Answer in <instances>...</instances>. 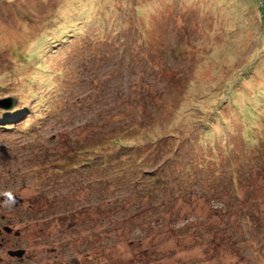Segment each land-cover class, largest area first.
Returning a JSON list of instances; mask_svg holds the SVG:
<instances>
[{
    "label": "rangeland",
    "instance_id": "374dc122",
    "mask_svg": "<svg viewBox=\"0 0 264 264\" xmlns=\"http://www.w3.org/2000/svg\"><path fill=\"white\" fill-rule=\"evenodd\" d=\"M262 1L0 0V264H264Z\"/></svg>",
    "mask_w": 264,
    "mask_h": 264
},
{
    "label": "trees",
    "instance_id": "16d2710c",
    "mask_svg": "<svg viewBox=\"0 0 264 264\" xmlns=\"http://www.w3.org/2000/svg\"><path fill=\"white\" fill-rule=\"evenodd\" d=\"M264 1V0H263ZM263 1L261 2V3H263ZM4 128L5 129H9V125H5L4 126ZM120 138H121V136H120ZM120 138H117V136H116V138H114L113 140V145H115L116 144V146L115 147H124V145H125V142L124 143H121V139ZM113 149H114V147H113ZM116 151H118V149L117 150H115L114 149V152L116 153ZM113 152V153H114ZM164 154V152L163 153H157V156L159 157V158H162V155ZM164 160H163V164H165V166H164V171H165V177L163 176V174H162V170H161V168H160V166L159 167H155L153 170H151V172H147L149 175L151 174V175H153V180L152 181H154V184H152V182L151 183H148V182H146V184H147V186H148V188H151L152 190H157L158 189V191H157V194L159 193V192H163V190H168L169 189V187H168V181H167V176H168V169H170L169 168V166H168V164H169V157L168 158H163ZM102 168L104 169V170H107L106 168H105V165H103L102 166ZM115 176V174L113 175V176H111V177H114ZM156 193V192H155ZM157 194H155V196L157 195ZM154 196V195H153ZM69 198H70V196H69ZM52 199V203L54 204L53 205V209L55 210L56 209V207H58V205L60 206V202L56 199V198H51ZM68 200H66V202H67ZM63 202V201H62ZM70 205H68L67 207H69ZM61 207V206H60ZM66 207V208H67ZM65 208V209H66ZM43 209V207L42 208H40V207H38L37 209H35V211L33 212V213H37V216L38 217H41V216H39V215H46L47 213H45L44 212V210H42ZM63 208L61 207V209L59 208V209H57L56 210V212H60V214L62 213L61 211H63L62 210ZM37 217V218H38ZM64 217V216H63Z\"/></svg>",
    "mask_w": 264,
    "mask_h": 264
},
{
    "label": "water",
    "instance_id": "95a60500",
    "mask_svg": "<svg viewBox=\"0 0 264 264\" xmlns=\"http://www.w3.org/2000/svg\"><path fill=\"white\" fill-rule=\"evenodd\" d=\"M7 101L3 100V101H0V108L2 109H9L11 108V104L7 105L6 104ZM16 202L18 201L17 198H15ZM6 231L8 233H12L13 232V228L10 227V226H4L3 228H0V234L2 231ZM16 234H19V232H17ZM25 250L23 249H12V250H9V254L12 255V256H17V257H22L24 254H25Z\"/></svg>",
    "mask_w": 264,
    "mask_h": 264
},
{
    "label": "clouds",
    "instance_id": "9594fccd",
    "mask_svg": "<svg viewBox=\"0 0 264 264\" xmlns=\"http://www.w3.org/2000/svg\"><path fill=\"white\" fill-rule=\"evenodd\" d=\"M3 195L6 197V200L4 201L6 206H12L16 203L15 197L11 191L5 192Z\"/></svg>",
    "mask_w": 264,
    "mask_h": 264
},
{
    "label": "flooded vegetation",
    "instance_id": "af4514ba",
    "mask_svg": "<svg viewBox=\"0 0 264 264\" xmlns=\"http://www.w3.org/2000/svg\"><path fill=\"white\" fill-rule=\"evenodd\" d=\"M9 226V225H8ZM3 228V227H2ZM3 233H5V231L3 230L2 232H1V234H0V248H5V246H6V243H5V241H4V239H1V236H2V234ZM7 234H11V233H7ZM20 234V233H19ZM18 234V235H19ZM10 250H12V249H10ZM8 254H9V252H8ZM27 254V251L25 252V254L24 255H26ZM10 255V254H9ZM23 255V256H24ZM10 256H12V255H10ZM23 256L22 257H18L17 258V256H12V257H14L15 259H17V260H22L23 259Z\"/></svg>",
    "mask_w": 264,
    "mask_h": 264
}]
</instances>
